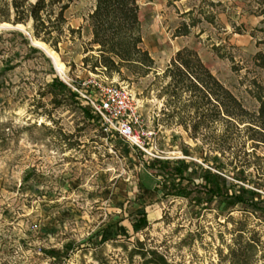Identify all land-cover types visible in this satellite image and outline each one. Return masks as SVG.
<instances>
[{
    "label": "rangeland",
    "instance_id": "rangeland-1",
    "mask_svg": "<svg viewBox=\"0 0 264 264\" xmlns=\"http://www.w3.org/2000/svg\"><path fill=\"white\" fill-rule=\"evenodd\" d=\"M209 1L215 3V23L203 20L189 35L174 36L183 12L210 7L203 0H138L142 46L154 60L148 74L138 68L120 75L92 70L90 56L97 53L86 47L94 0H74L65 12L79 33L65 31L57 50L45 43L63 63L65 77L31 43L30 24L0 26V264H97L95 253L109 264H129L121 244L131 248L137 239L178 264H222L219 252L226 253L235 226L226 220L229 210L264 242V214L232 201L225 206L203 188L207 171L234 184L231 194L249 186L234 181L225 159L221 169L213 167L218 152L195 148L180 126L162 120L158 89L164 81L155 75L183 47L196 51L247 109L258 107L250 80L264 86V68L254 60L257 52L264 55V0ZM94 78L126 85L135 94L153 155L100 132L98 118L76 91L93 95ZM58 82L76 96L70 98ZM254 156L259 157L249 159L264 176V148ZM179 168L185 178L175 173ZM147 172L158 180L156 188L146 190ZM253 180L261 184L253 188L256 197H263L264 179ZM141 214L147 222L138 228L134 222ZM101 237L107 239L103 244Z\"/></svg>",
    "mask_w": 264,
    "mask_h": 264
},
{
    "label": "trees",
    "instance_id": "trees-1",
    "mask_svg": "<svg viewBox=\"0 0 264 264\" xmlns=\"http://www.w3.org/2000/svg\"><path fill=\"white\" fill-rule=\"evenodd\" d=\"M73 1L0 0V23L30 24L32 37L57 50L65 31L71 34L80 32V28L74 29L68 25L65 16ZM171 1L168 0V3ZM203 1L210 8L198 6L183 12L174 36L189 35L203 20L215 23V13L212 10L215 3ZM261 3V13L264 14V1ZM139 11L138 0H94L93 9L88 14L91 39L86 47V52L97 53V56H90L93 59L92 70L99 68L108 75H120L123 69L138 68L142 74H148L153 69L154 60L142 46ZM213 49L218 51L217 46H213ZM90 57L85 56L83 62L89 61ZM229 59L234 63L232 56ZM254 60L260 68H264V55L261 52L256 53ZM233 69L240 70L235 64ZM155 78L164 81L158 89V96L164 99L162 120L168 125L180 126L188 138L195 142V148L202 150L207 146L212 152H218L220 155L212 157L213 167L221 169L225 159V165L231 170L234 181L244 182L249 186L242 188L239 194H231L230 189L234 184L207 171L204 192L223 198L225 206L228 201H232L264 214V196L257 198V192L253 189L261 185L253 179L263 180L264 176L256 167V160L249 159V156L258 158L259 156H254V152L260 146L264 148V86L256 78L250 80L255 87L250 93L258 102L257 109L250 111L216 78L197 52L187 47L177 50L162 74H156ZM56 86L67 88L62 82H58ZM56 86L51 84V92H55ZM67 92L70 98L76 96L69 88ZM83 110L90 118L89 112ZM99 129L106 135L100 125ZM241 134L245 136L239 141ZM247 143L250 145L249 149L245 148ZM250 167L253 170H249ZM175 173L181 178L186 177L180 168ZM179 191L181 193L183 189ZM231 211H228L226 220L235 226L230 233L231 243L226 244V253L219 252L220 263L258 264L264 258V242L256 230L247 228L245 219L235 220L230 215ZM146 222V216L141 214L134 224L139 228ZM99 241L103 244L107 239L101 237ZM121 247L127 253L129 264H178L170 261L157 248L147 246L144 240H135L131 248L125 244H121ZM95 258L97 264H109L98 253H95Z\"/></svg>",
    "mask_w": 264,
    "mask_h": 264
},
{
    "label": "built area",
    "instance_id": "built-area-1",
    "mask_svg": "<svg viewBox=\"0 0 264 264\" xmlns=\"http://www.w3.org/2000/svg\"><path fill=\"white\" fill-rule=\"evenodd\" d=\"M104 79L90 80L95 92L93 95L76 91L87 100L107 136L113 134L138 147L147 155H153L146 141L151 133L146 132L143 127V118L135 94L126 85L106 82L107 78Z\"/></svg>",
    "mask_w": 264,
    "mask_h": 264
},
{
    "label": "bare ground",
    "instance_id": "bare-ground-1",
    "mask_svg": "<svg viewBox=\"0 0 264 264\" xmlns=\"http://www.w3.org/2000/svg\"><path fill=\"white\" fill-rule=\"evenodd\" d=\"M3 25L11 26L9 23H5V22L1 23L0 26H3ZM16 27L18 29H23L22 24H17ZM31 40H32L33 45L40 48L46 54V56L51 60V62L53 63V65L55 66L59 74L65 77V67L63 63L59 60L58 55L53 50L48 48V46L44 42L34 39V38H31Z\"/></svg>",
    "mask_w": 264,
    "mask_h": 264
},
{
    "label": "crops",
    "instance_id": "crops-1",
    "mask_svg": "<svg viewBox=\"0 0 264 264\" xmlns=\"http://www.w3.org/2000/svg\"><path fill=\"white\" fill-rule=\"evenodd\" d=\"M157 179L154 178L153 175H151L149 172H147L146 175L142 177V182L146 188V190L156 188ZM152 193H155L154 191H150Z\"/></svg>",
    "mask_w": 264,
    "mask_h": 264
},
{
    "label": "water",
    "instance_id": "water-1",
    "mask_svg": "<svg viewBox=\"0 0 264 264\" xmlns=\"http://www.w3.org/2000/svg\"><path fill=\"white\" fill-rule=\"evenodd\" d=\"M30 41H31V43H32L31 37H30ZM32 44H33V43H32Z\"/></svg>",
    "mask_w": 264,
    "mask_h": 264
}]
</instances>
